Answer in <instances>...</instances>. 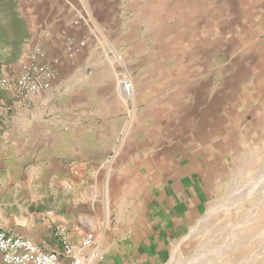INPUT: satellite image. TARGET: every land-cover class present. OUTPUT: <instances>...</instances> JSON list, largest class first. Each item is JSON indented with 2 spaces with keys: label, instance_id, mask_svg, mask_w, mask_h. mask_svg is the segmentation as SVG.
I'll return each mask as SVG.
<instances>
[{
  "label": "crops",
  "instance_id": "0c3cea01",
  "mask_svg": "<svg viewBox=\"0 0 264 264\" xmlns=\"http://www.w3.org/2000/svg\"><path fill=\"white\" fill-rule=\"evenodd\" d=\"M19 3L15 66L40 48L60 74L0 119V229L63 261L60 230L85 264H164L264 161V0Z\"/></svg>",
  "mask_w": 264,
  "mask_h": 264
},
{
  "label": "rangeland",
  "instance_id": "374dc122",
  "mask_svg": "<svg viewBox=\"0 0 264 264\" xmlns=\"http://www.w3.org/2000/svg\"><path fill=\"white\" fill-rule=\"evenodd\" d=\"M20 63L0 74H14ZM250 159L243 182L203 210L199 223L181 228L185 238L164 264H264V161Z\"/></svg>",
  "mask_w": 264,
  "mask_h": 264
},
{
  "label": "built area",
  "instance_id": "2783aa9c",
  "mask_svg": "<svg viewBox=\"0 0 264 264\" xmlns=\"http://www.w3.org/2000/svg\"><path fill=\"white\" fill-rule=\"evenodd\" d=\"M84 21L78 16L74 23L79 25ZM85 45V40L79 46ZM59 57H48L40 48H35L19 65L14 74H0V119L7 111L31 109L34 106V96L51 88L59 78ZM10 99L6 104V98ZM61 235L63 252L66 261L60 253L46 250L33 239L14 235L6 229H0V259L2 264H85L76 247ZM93 241V234H88L82 245L88 246Z\"/></svg>",
  "mask_w": 264,
  "mask_h": 264
},
{
  "label": "trees",
  "instance_id": "16d2710c",
  "mask_svg": "<svg viewBox=\"0 0 264 264\" xmlns=\"http://www.w3.org/2000/svg\"><path fill=\"white\" fill-rule=\"evenodd\" d=\"M29 38L19 0H0V70L11 68L21 60Z\"/></svg>",
  "mask_w": 264,
  "mask_h": 264
}]
</instances>
